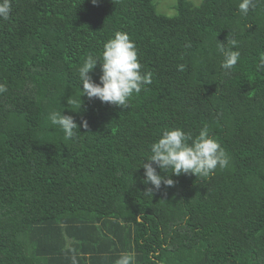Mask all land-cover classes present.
<instances>
[{"label": "trees", "instance_id": "trees-1", "mask_svg": "<svg viewBox=\"0 0 264 264\" xmlns=\"http://www.w3.org/2000/svg\"><path fill=\"white\" fill-rule=\"evenodd\" d=\"M239 2L173 0L168 13L157 0H13L0 20V264L128 252L134 264H264V0L246 16ZM116 31L152 73L124 108L83 95L77 71ZM232 38L241 57L228 72L218 45ZM52 111L73 117L72 139ZM204 126L227 168L144 182L137 168L165 129L195 138Z\"/></svg>", "mask_w": 264, "mask_h": 264}, {"label": "clouds", "instance_id": "clouds-1", "mask_svg": "<svg viewBox=\"0 0 264 264\" xmlns=\"http://www.w3.org/2000/svg\"><path fill=\"white\" fill-rule=\"evenodd\" d=\"M12 2L13 0H0V20L10 19ZM92 2L96 3V0ZM254 8L255 0H240L238 4L240 13L245 16ZM237 43L236 39L232 38L229 40L230 47L223 43L218 45V51L223 56L221 67L228 72L237 66L241 57L238 50H233ZM186 47H191V44ZM98 61L101 62L102 71L99 83L90 75ZM259 63L264 66V55L260 57ZM142 68L135 42L127 32L116 31L114 36L104 43L100 57L90 54L78 68L79 80L83 86L82 94L121 108L128 107L130 98L134 94L139 95L142 91H147V86L152 83V73L143 72ZM178 70L184 71L185 65H178ZM6 91V84L0 83V93ZM48 120L52 126L63 130L66 140L72 139L76 135L75 130L79 128L72 116L62 115L59 111L50 112ZM82 126L85 129L88 127L86 120L82 121ZM150 153L137 169H144V182H150L156 190H159L162 184H175L170 176L166 178L159 174L157 169L164 173L171 170L170 173L176 176L192 174L204 178L209 177L218 168H227L230 163L226 150L216 138L209 135L207 126H204L195 138L191 132H185L182 128L165 129L152 143ZM145 194L152 196L153 189H148ZM135 259L133 253H123L116 259L115 264H134ZM72 264H77L75 256L72 257Z\"/></svg>", "mask_w": 264, "mask_h": 264}, {"label": "rangeland", "instance_id": "rangeland-1", "mask_svg": "<svg viewBox=\"0 0 264 264\" xmlns=\"http://www.w3.org/2000/svg\"><path fill=\"white\" fill-rule=\"evenodd\" d=\"M158 1V9L160 10V9H162V11H165V12H168V13H170V12H172V9L169 7L170 6V4H172V1L173 0H157ZM168 1H169V5L168 6H164L165 4H167L168 3ZM194 3H198L199 2V0H192Z\"/></svg>", "mask_w": 264, "mask_h": 264}]
</instances>
